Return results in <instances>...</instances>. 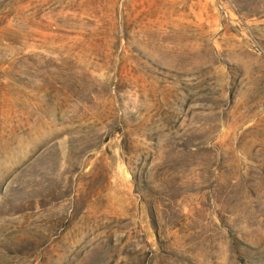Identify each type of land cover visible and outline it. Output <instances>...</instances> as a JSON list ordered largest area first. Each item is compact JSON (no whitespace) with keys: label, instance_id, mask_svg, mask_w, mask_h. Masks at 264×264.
<instances>
[{"label":"rangeland","instance_id":"374dc122","mask_svg":"<svg viewBox=\"0 0 264 264\" xmlns=\"http://www.w3.org/2000/svg\"><path fill=\"white\" fill-rule=\"evenodd\" d=\"M0 264H264V0H0Z\"/></svg>","mask_w":264,"mask_h":264}]
</instances>
